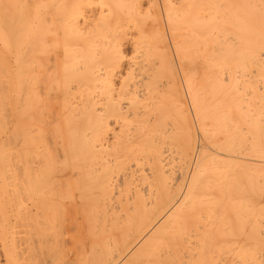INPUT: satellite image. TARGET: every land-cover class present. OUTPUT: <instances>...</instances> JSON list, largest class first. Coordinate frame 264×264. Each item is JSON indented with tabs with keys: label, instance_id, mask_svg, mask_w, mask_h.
<instances>
[{
	"label": "bare ground",
	"instance_id": "obj_1",
	"mask_svg": "<svg viewBox=\"0 0 264 264\" xmlns=\"http://www.w3.org/2000/svg\"><path fill=\"white\" fill-rule=\"evenodd\" d=\"M0 264H264V0H0Z\"/></svg>",
	"mask_w": 264,
	"mask_h": 264
},
{
	"label": "rangeland",
	"instance_id": "obj_2",
	"mask_svg": "<svg viewBox=\"0 0 264 264\" xmlns=\"http://www.w3.org/2000/svg\"><path fill=\"white\" fill-rule=\"evenodd\" d=\"M128 49H131V47H128ZM77 218H78V220H77V222L80 224V223H83V221H81V217L78 215L77 216ZM75 228H77V227H75ZM74 228V230H72V231H70V234H73V235H75V239H84L83 237H86V235H87V233H86V224L85 223H83V224H81V225H79V228H78V230L77 229H75ZM84 231H85V233H84Z\"/></svg>",
	"mask_w": 264,
	"mask_h": 264
}]
</instances>
